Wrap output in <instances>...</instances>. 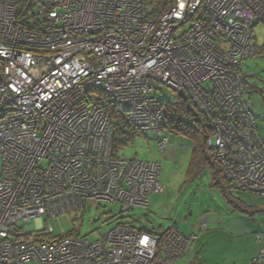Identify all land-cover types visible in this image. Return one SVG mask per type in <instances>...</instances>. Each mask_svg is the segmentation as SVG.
<instances>
[{
  "label": "built area",
  "instance_id": "obj_1",
  "mask_svg": "<svg viewBox=\"0 0 264 264\" xmlns=\"http://www.w3.org/2000/svg\"><path fill=\"white\" fill-rule=\"evenodd\" d=\"M165 4L0 0V264H172L196 241L177 226L158 235L119 226L95 242L26 239L20 223L52 235L45 222L101 203L148 210L165 190L161 164L116 155L111 118L91 92L165 149L158 93L183 91L210 118L223 178L264 196V141L240 74L256 54L264 0ZM253 264H264V246Z\"/></svg>",
  "mask_w": 264,
  "mask_h": 264
},
{
  "label": "rangeland",
  "instance_id": "obj_2",
  "mask_svg": "<svg viewBox=\"0 0 264 264\" xmlns=\"http://www.w3.org/2000/svg\"><path fill=\"white\" fill-rule=\"evenodd\" d=\"M254 42L258 51L252 58L247 59L242 64V73L249 83L260 86L256 91L253 85L245 91L247 104L251 102L255 106L256 120L259 135L264 139V26L254 27ZM261 49V52H259ZM253 75H256L254 77ZM263 85V86H262ZM206 86H210L207 84ZM166 95H170V101L175 102L178 93L165 87L158 93V98L162 103L168 102ZM91 98H98V94L91 92ZM253 110V108H252ZM131 132L130 129H126ZM123 143L118 146L116 155L120 158L139 159L157 162L162 166L160 180L165 188L161 194H156L151 198L150 209H135L131 214L120 212L117 204L101 203L94 206L88 205L85 210L64 215L59 218L44 223V226L51 225L54 229L55 237H67L72 231L78 232V238H87L92 242L100 239L101 235L109 232L112 228L120 224H133L159 232L166 231L173 225H177L184 235L185 231L193 226L198 227L196 235H204L213 230L220 229L216 222L222 218V222H227L224 231L235 232V238L229 239L223 235L210 234V244L221 241L222 244L238 245L237 241L246 245L248 237L258 240L262 236L264 229V205L256 209L253 214L243 213L233 208L223 197L221 189L215 185L214 177L209 166H201L199 170L191 168L193 156V143L184 137L175 136L165 131L162 138L169 140L165 149L159 145L157 134L134 133L125 135ZM2 170V158L0 156V171ZM220 173L222 171L219 169ZM236 198H243L244 193L236 189L231 190ZM160 197V198H159ZM245 202L250 204L253 200L245 197ZM153 210V211H152ZM211 218L206 224H210L209 231L201 232L200 226L202 218ZM213 219V220H212ZM133 220H139L133 222ZM217 220L215 224H211ZM46 221V219H45ZM27 233H30L29 240L38 238L37 223H20ZM208 226V225H207ZM256 229V230H255ZM234 241V242H233ZM263 247V245H261ZM260 247V248H261Z\"/></svg>",
  "mask_w": 264,
  "mask_h": 264
},
{
  "label": "trees",
  "instance_id": "obj_3",
  "mask_svg": "<svg viewBox=\"0 0 264 264\" xmlns=\"http://www.w3.org/2000/svg\"><path fill=\"white\" fill-rule=\"evenodd\" d=\"M146 6L151 10H160L166 8L165 0H142ZM258 48H256V53ZM241 76L245 82V91L248 89V82L246 81V77L243 75L242 71L240 72ZM244 91V93H245ZM98 97L100 99V106L106 109L108 112L111 122L114 129V149L117 153V148L121 143H123L124 139H128L125 135H131L134 133H138L136 129H134L129 123L125 113L121 111L117 106L111 104L105 95L102 93H98ZM246 99V98H245ZM168 102L163 103V107L167 112V126L166 131L172 133L175 136H181L186 139H189L193 144V156L191 159V168L194 170H199L201 166H209L211 168L212 175L214 177V183L218 186L223 194L225 200L235 209L244 211L245 213L250 214L249 208H256L257 206L243 204L239 198H236L232 195L231 190L236 189L240 192L244 193L245 197H248L259 204H264V196H259L254 194L253 192H247L244 190L237 189L233 186L232 183L223 178L219 169L221 166V162L218 158L215 157L214 150L208 146V141L212 135L213 127L211 125L210 118L205 114L201 113L191 102V100L187 96H181L178 93V96L175 102H171L170 99ZM248 106V105H247ZM250 109V108H249ZM257 119V118H256ZM257 122V120H256ZM126 129H130L131 132ZM165 138V137H164ZM159 141V140H158ZM150 209V206H149ZM146 210V211H149ZM135 210V209H134ZM133 210V211H134ZM132 211V212H133ZM132 212L126 213L127 215ZM124 214V213H123ZM139 220H133V222H138ZM119 226H127L132 229L140 232V233H148V234H162L166 231L159 232L156 229H150L148 227L143 226H134L133 224H120ZM114 227V228H115ZM173 227V226H172ZM113 229V228H112ZM182 233V232H181ZM78 232L72 231L70 235L67 237H78ZM26 238L29 240V236ZM39 238H45V240L56 242L63 237H55L52 235L41 234L38 236ZM188 237V236H187ZM193 244V243H192ZM192 246V245H191ZM264 246V245H263ZM262 248V247H261ZM261 251V250H260ZM260 254V253H259ZM259 254L256 258H258ZM254 258V260L256 259ZM253 260V261H254ZM252 261V264H253Z\"/></svg>",
  "mask_w": 264,
  "mask_h": 264
},
{
  "label": "crops",
  "instance_id": "obj_4",
  "mask_svg": "<svg viewBox=\"0 0 264 264\" xmlns=\"http://www.w3.org/2000/svg\"><path fill=\"white\" fill-rule=\"evenodd\" d=\"M259 52H261V49H259ZM253 76L256 77V75H253ZM245 77H247V76H245ZM251 85H253V87L256 91H258L257 89L260 88V86H258L255 83H249V86H251ZM247 105L250 108V110L252 111V113L254 114L255 106L252 105V108H253V110H252L251 102ZM254 116L257 117L256 114H254ZM259 133H260V129H259ZM263 135H264V131H263ZM260 137H261V135H260ZM262 140L264 141L263 138H262ZM154 195H156V194H154ZM240 200L243 201V204H245V206L248 204L245 202L246 201L245 196H243L242 199L240 198ZM249 205L257 206L256 208H249L250 214H253L256 209L261 208L262 205H264V204H259L255 201V203H250ZM239 211H241V210H239ZM241 212L245 213L244 211H241ZM210 220H211V218H208L206 216V217H204V219L202 218L201 222L203 223L205 221L207 223ZM221 220H222V218L218 219V222H216L217 220H214L211 224H215V222H216V224H218V226L222 227V228L217 229V230L214 229L213 230L214 232H210V233H207V234H204L201 236L196 235V232L198 231V227H196V226H193L190 229H188V232L186 230L184 233L185 236L196 235L197 239L195 242H193L189 253L186 256L174 261L172 264H252V261L254 260V258L257 257V255L260 253V250L262 249V248H260L261 245H264V229L261 230L262 231L261 242H259L258 240L255 241L254 237L251 236V237H248L246 239L249 241V243L248 244L246 243V245L242 242L237 241L238 245L233 246L232 242H230V244L228 246V245L222 244L220 240H218L219 242L215 241V244H210V242H209L210 237H211L210 234H212V233H215V235L220 237V235H222V233H220V232L222 231L224 233L223 235L225 236V239L229 237V239L233 240L235 238V236H233V234L235 232H229V231L227 232V231L223 230V227H225V224L227 222H222ZM207 225H208V227H210V224H207ZM173 226H177V225H173ZM199 230H201V226H200ZM180 231H181V229H180ZM205 231H209V228H207V230H205ZM205 231L201 230V232H205Z\"/></svg>",
  "mask_w": 264,
  "mask_h": 264
},
{
  "label": "water",
  "instance_id": "obj_5",
  "mask_svg": "<svg viewBox=\"0 0 264 264\" xmlns=\"http://www.w3.org/2000/svg\"><path fill=\"white\" fill-rule=\"evenodd\" d=\"M179 94H180L181 96H184V92H183V91L179 92Z\"/></svg>",
  "mask_w": 264,
  "mask_h": 264
},
{
  "label": "clouds",
  "instance_id": "obj_6",
  "mask_svg": "<svg viewBox=\"0 0 264 264\" xmlns=\"http://www.w3.org/2000/svg\"><path fill=\"white\" fill-rule=\"evenodd\" d=\"M256 48H257V45H256ZM256 55V54H255ZM247 103V102H246ZM155 163H157V162H155ZM189 253V252H188ZM186 256V255H185Z\"/></svg>",
  "mask_w": 264,
  "mask_h": 264
}]
</instances>
